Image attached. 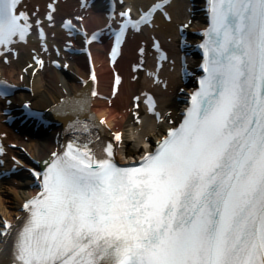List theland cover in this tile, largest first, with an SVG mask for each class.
<instances>
[{"label":"snow or ice","instance_id":"obj_1","mask_svg":"<svg viewBox=\"0 0 264 264\" xmlns=\"http://www.w3.org/2000/svg\"><path fill=\"white\" fill-rule=\"evenodd\" d=\"M18 3L0 0V46L31 27ZM208 13L205 75L179 127L138 166L111 144L52 153L12 264H264V0H208Z\"/></svg>","mask_w":264,"mask_h":264},{"label":"bare ground","instance_id":"obj_2","mask_svg":"<svg viewBox=\"0 0 264 264\" xmlns=\"http://www.w3.org/2000/svg\"><path fill=\"white\" fill-rule=\"evenodd\" d=\"M168 29H171L173 27V23L167 24ZM169 33H167L168 35ZM95 57L97 61L100 60L102 55V45H96L95 47ZM132 44L130 43L128 45V48L126 50V53L124 54V58H130L132 54ZM23 65V62L21 60H18L16 62H13L11 66L7 67V69H13V68H20ZM100 73H101V79H102V87L107 88L108 82L112 78V74L110 73L106 62L100 67ZM62 82L63 86L67 87V89H71L70 83L67 81L66 77L61 74L58 71H51L46 70L43 74H39L34 77L33 83H34V96L33 101L34 105L38 107L46 106L47 104H50L51 102H54L58 100L59 96L63 94V86H58V83ZM139 88L138 83H129L126 82L123 84L122 89L120 93L115 98L114 105L111 107H108L102 100H98L96 102L97 109L101 111L102 114H106L109 119V123L112 126H115L117 123V112L119 111L120 107L128 106L130 96L133 94L134 91H137ZM162 99H161V105H164L165 107H169V104H167L168 101V93L161 92ZM170 108V107H169ZM122 119H125V116L122 117ZM150 119L148 118V126H145L144 132L146 134H152L153 131L156 130V125L154 123H150ZM134 128V127H133ZM29 149L32 151L33 154H44L47 150V148L50 147V142L48 140H44L42 143L37 144L35 142L28 143ZM143 142L137 140L135 144L136 150L140 151L143 149ZM10 202V200H8ZM6 198H3V196L0 194V211L2 213H10L12 209H14V205L6 203ZM8 247L6 246L5 249L0 253V256L3 257L8 253ZM5 261V260H4Z\"/></svg>","mask_w":264,"mask_h":264}]
</instances>
